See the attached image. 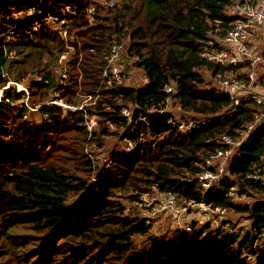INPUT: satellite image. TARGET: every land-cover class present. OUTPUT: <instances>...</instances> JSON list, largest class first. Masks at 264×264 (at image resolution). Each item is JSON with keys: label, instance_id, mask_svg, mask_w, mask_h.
<instances>
[{"label": "trees", "instance_id": "obj_1", "mask_svg": "<svg viewBox=\"0 0 264 264\" xmlns=\"http://www.w3.org/2000/svg\"><path fill=\"white\" fill-rule=\"evenodd\" d=\"M233 1L117 0L103 7L95 0H0V89L37 78L28 104L15 85L0 94V238L21 248L36 244L26 264H264V184L253 178L264 175V122L256 121L253 101L235 106L201 71L248 79L250 63L226 68L204 55L221 47L213 36L237 20L229 11ZM50 17L65 21L67 41L47 24ZM126 39L148 82L127 86L122 77L106 87V57L114 44L126 50ZM243 68L248 71L239 73ZM51 90L74 105L80 94L101 95L72 111L49 103ZM168 100L203 123L181 132L170 122ZM128 104L131 121L121 114ZM30 107L39 108L40 122L27 119ZM91 116L99 120L93 141L109 135L110 126L122 127V140L135 148L113 149L109 163L96 165L84 152ZM223 134L241 143L227 175L204 190L200 165L220 148ZM154 187L245 213L250 228L232 234L192 222L191 230L152 234L148 219L129 213L125 197L134 200ZM242 196L254 199L238 203ZM137 237L146 240L139 245Z\"/></svg>", "mask_w": 264, "mask_h": 264}, {"label": "built area", "instance_id": "obj_2", "mask_svg": "<svg viewBox=\"0 0 264 264\" xmlns=\"http://www.w3.org/2000/svg\"><path fill=\"white\" fill-rule=\"evenodd\" d=\"M116 2L110 1V6H114ZM229 11L235 13L238 18L233 25L226 29L221 36L220 40L216 42L220 44V48L207 51L204 55L209 61L219 64L222 67L231 68L245 64H255L262 59V51L252 46V38L255 37L260 31L264 30V0H234L233 4L229 7ZM64 20H60L59 17H50L47 20V24L51 27V24L59 25L51 27L54 30H58L62 37H67V31L61 27ZM218 22V21H217ZM216 22V24H217ZM122 44H114L107 55V64L103 69L102 79L105 82L106 87L113 86L116 81H121L122 63L120 62V54L122 52ZM64 77L66 75L64 74ZM217 82L220 89L228 93L235 102V106L239 105L241 101H253L256 111V121L264 122V95L257 94L252 91L251 87L255 80V73L250 72L248 80H242L236 75H226L225 72H219L216 75ZM148 82V78L145 76V83ZM167 93H174L176 90L175 85H165ZM101 94L97 93V97ZM170 102V100H168ZM72 110L75 108H71ZM82 109V108H80ZM77 110V109H75ZM121 114L132 120L133 113L127 107H122ZM144 120V118H140ZM93 118L90 119L88 124L92 129ZM178 126L181 132H189L203 121L197 119H189L183 121H173ZM96 123V122H95ZM251 129L252 126H249ZM245 134H243L244 138ZM127 144L122 147L123 151L127 153L132 151L136 144L132 140H126ZM221 146L216 151L210 153L205 161L200 165L201 171L198 174V181L204 190L210 189L214 184L218 183L227 175V168L230 159L234 155L236 149L239 147L241 140L235 139L229 134H223L220 138ZM255 180L261 181L264 184V175L254 174ZM163 195V202L160 205L162 210L172 211L176 218V223L179 224V229L191 230V221L185 222L188 216H186L187 207H198L205 212V221H200V224L204 222H210L214 228H220L232 234L242 233L241 229L237 226H233L230 221L227 220V214L230 209L227 207H213L204 202L194 203L193 201H185L173 192H161ZM231 196H236L235 191L230 192ZM184 203L185 208H180V204ZM252 259V256H249Z\"/></svg>", "mask_w": 264, "mask_h": 264}, {"label": "rangeland", "instance_id": "obj_3", "mask_svg": "<svg viewBox=\"0 0 264 264\" xmlns=\"http://www.w3.org/2000/svg\"><path fill=\"white\" fill-rule=\"evenodd\" d=\"M97 3H100L103 7L110 6L111 0H95ZM117 2V0H114ZM121 2V0H119ZM112 6V5H111ZM113 7V6H112ZM90 10L89 12H91ZM93 21V19H91ZM60 27L59 25L51 24V27ZM215 40L219 41V36H213ZM64 39L67 41V37H64ZM75 39V37H72V41ZM128 41L127 39L124 40L125 46L127 49H123L122 53L120 54V62L123 64V83L127 86H139L143 85L145 83V76L143 72L138 69L137 67H134V63L136 61L133 56H130L128 53V47L129 45L126 43ZM68 44V42L66 43ZM252 46L255 48L260 49L262 52L264 50V30L260 31L255 37L252 38ZM69 56H67L68 58ZM63 60H65V57H62ZM251 67H249L250 70H253L251 72L255 73V80L254 85H257V87H264V60L261 59L259 62H256L255 64H251ZM248 71V68H243L239 73H245L244 71ZM63 71V72H62ZM203 75L205 76L207 82L215 86V79L214 75L211 71L207 70L206 68L201 69ZM62 75L61 83L67 82L69 79V75L64 72V70L58 71V73ZM64 74L66 77H64ZM238 75V72L235 74ZM41 80V78H38ZM243 80H248L247 78H241ZM37 80V78L33 76H28L23 83H16L13 81H10V83L5 87L0 89V94L4 92L5 89L9 88L10 86H16L17 90H21L25 94V101L28 104V100L30 97V89L29 84L33 81ZM51 96L52 99L54 98V91L51 90ZM57 96L59 94H56ZM80 105H74L65 102L62 99L54 98L49 103L58 105L62 107L64 110H72L71 108L80 109L85 107L87 105H92L95 103V100H97L96 97H91L90 95L80 94L78 95ZM127 107L130 110L133 109V106L131 104H128L123 106ZM39 108L30 107V111L27 113V119L33 122H40L43 119L42 113L38 110ZM73 109V110H75ZM72 110V111H73ZM167 110L171 111L173 115L175 116L176 121H185L192 119V116H194L191 113L184 112L179 104L177 102H173L170 100L167 106ZM93 118V128L90 129L88 124L90 123V119ZM87 119V127L90 132L89 139L93 136V132L98 130L99 123H98V117L91 116ZM96 122V123H95ZM125 130L121 128H117L116 126H110V134L109 135H103V136H97L95 140L93 141V137L90 142L87 143L85 147V153L89 155L91 159L95 162L96 165L99 167L106 165L109 163L108 159L110 156V153L113 149L116 148H122L127 144V141L122 140V134ZM100 134V133H99ZM95 170L93 171L94 175ZM262 194H256V198H260ZM262 198L264 199V195H262ZM254 198L242 196L239 197L236 201L238 203L246 204L251 203ZM163 195L157 188H152L149 190V192H144L141 195H138V197L134 200H130L129 197H125V203L128 207L129 213H132L133 215L139 216L140 218H146L148 219L151 226V233L155 234L157 236H170L172 231L175 229H178L179 224L176 223L175 215L172 211H166L162 210L160 208L161 203L163 202ZM180 208L183 210L185 208V204L181 203ZM205 212L203 209L200 210L197 206L196 207H187L186 210V216L187 219L185 222L191 221V222H199L205 221ZM227 220L231 222L233 226H237L241 229L242 233H245L250 228V220L247 218V214L236 212L232 209H230L229 213L227 214ZM207 222H204V224ZM213 227V226H212ZM26 232H29L28 229H26ZM4 232L0 231V237ZM146 240V237H137L136 241L139 245H141ZM36 247V244H30L25 248H21L19 245L16 246L15 244H11V239H2L0 238V264H26V261H28V255H31V252H29L31 249H34ZM26 251V253H25ZM33 251V250H32ZM22 258V260L20 259ZM34 258L30 259V263Z\"/></svg>", "mask_w": 264, "mask_h": 264}, {"label": "crops", "instance_id": "obj_4", "mask_svg": "<svg viewBox=\"0 0 264 264\" xmlns=\"http://www.w3.org/2000/svg\"><path fill=\"white\" fill-rule=\"evenodd\" d=\"M256 49L258 50V48H256ZM251 71H253V70H251ZM251 71H250V72H251ZM250 72H249V73H250ZM248 75H249V74H248ZM215 79H216V78H215ZM215 86L218 87V88L220 89V86H219V84H218L217 81H215ZM251 89H252L253 92H255V93H257V94L264 95V87H262V88L257 87V85H254V83H253Z\"/></svg>", "mask_w": 264, "mask_h": 264}]
</instances>
